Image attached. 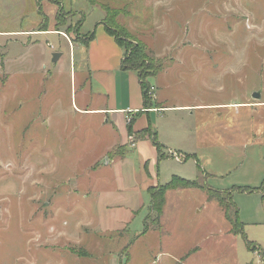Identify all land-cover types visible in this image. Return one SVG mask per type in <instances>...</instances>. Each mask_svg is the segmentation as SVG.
<instances>
[{"label":"rangeland","instance_id":"374dc122","mask_svg":"<svg viewBox=\"0 0 264 264\" xmlns=\"http://www.w3.org/2000/svg\"><path fill=\"white\" fill-rule=\"evenodd\" d=\"M6 1L8 15L40 18L39 0ZM63 3L58 30L75 47L105 22L107 8L119 15L110 26L153 52L162 65L154 101L165 107L152 116L154 129L185 161L167 151L170 160L150 157L145 168L133 152L103 164L110 136L61 133L100 123L77 109L86 49L71 50L58 36L31 49L15 43L4 52L6 72L0 60V264H264V250L256 248L259 258L243 236L228 235L230 224L202 193L169 196L158 226L148 193L174 175L232 193L252 241L249 221L264 191V0ZM55 54H63L59 62ZM248 188L263 191H242ZM254 234L264 246V227Z\"/></svg>","mask_w":264,"mask_h":264},{"label":"crops","instance_id":"0c3cea01","mask_svg":"<svg viewBox=\"0 0 264 264\" xmlns=\"http://www.w3.org/2000/svg\"><path fill=\"white\" fill-rule=\"evenodd\" d=\"M47 6H49V8H51L53 11L51 16L48 15ZM7 10V1L0 0V60L3 61L2 66L5 72L7 68H9L11 62L6 60V54L4 52L8 51L15 43L22 46L23 49H31L34 46L41 45L39 39H45V43H47L49 42L47 39L49 36H58L60 40L62 38H67L64 36L65 33L61 30H58L57 28L59 7L50 1H38L37 10L40 18L30 22L26 20L24 11L20 10L17 14L18 16L15 15V17H13L8 15ZM6 12L7 14H5ZM46 19L48 20V24L46 23L45 25ZM91 33L95 34V37L92 39V41H88L87 44H79L77 47L70 43L68 38L67 40L70 44L66 39L65 40L67 41V44L70 45L71 50H76L78 47H84L86 49L87 60H85V62L87 71L84 72V74L86 73L87 76H84L80 83V106L77 105V109L83 117L91 118L93 120L94 117H97V119L100 120V123L95 128V125H87L82 123L74 127L68 126L64 129H61V133H79L94 130L103 131L104 134L111 137V143L107 148L108 150L104 153L105 156L101 157L103 158L101 161L109 158L110 164L116 160H125L127 155L135 152L139 154L142 160H145V168H147L148 164H150V157L154 161H156V159L159 160V150L155 145V140H158L159 144L163 147V152L165 155L163 160H170L168 153L171 154V152H176L186 156L183 151L176 150L174 147L168 146L167 142L161 143L159 140L158 132H155L154 129V120L152 116L154 113L163 112L165 107H159L160 104L154 101L155 99L158 100V97L154 92L152 94V101L155 102L156 106L152 109L145 108L143 87H141L139 72L123 69L125 53L124 48L121 47L119 43H117L115 37L108 33L107 28H105V25L102 22H100L96 26V29ZM25 38L29 40L28 43L22 41V39ZM50 47L54 48L55 46L50 45ZM7 75L9 78L5 82H8L11 78L9 74ZM159 75L160 73L150 80L151 86L153 88L154 85L152 82L155 79H158ZM215 106L226 107L228 105L217 104ZM189 108H191V106L180 107V109ZM129 118L132 119L131 122L129 121ZM130 123H132L131 126ZM43 124L45 128L52 130L53 127H51V120H43ZM145 131H148L147 135L143 133ZM120 147L122 149H129L126 152L125 157L121 156L120 158H111L110 153L115 151L116 148ZM158 184H162L159 179H157V182H155L152 186L148 187V190L150 188H157ZM188 189H194V191L202 193L206 199L205 205H209L211 203L216 204L214 207H219L221 217L227 221L225 213L222 207L219 205V202L216 200H210V196L205 189ZM184 190L187 189H176L169 191L167 194L166 204L168 202L169 196L171 197L172 194H181ZM255 201H258L259 208L254 211L255 218L249 221V225H252L253 228H249L247 233L252 238V241H250L260 250H264V246L257 242L259 239H257L254 234L255 227H264V191L261 194H258L257 200ZM227 222L230 224L229 221ZM246 227L244 224L245 233ZM228 233V235L233 237L241 236L239 234L232 233L231 224L230 231ZM254 254L260 258L256 251Z\"/></svg>","mask_w":264,"mask_h":264},{"label":"trees","instance_id":"16d2710c","mask_svg":"<svg viewBox=\"0 0 264 264\" xmlns=\"http://www.w3.org/2000/svg\"><path fill=\"white\" fill-rule=\"evenodd\" d=\"M54 4L59 7V16H58V29L61 27V23L63 21V0H52ZM109 15L106 18L105 28H107L108 33H110L113 37H115L117 43L120 44L121 47L124 48V60H123V69L129 71L139 72L140 79H141V87H143V96H144V103L146 109H152V97L151 93L153 87L151 86L150 80L153 77H156L161 70V64H159L157 58L154 56L153 52H149L146 50L144 46L140 43H135L132 40H129L126 32H121L117 30L116 27L110 26L108 23V19L117 18L119 15L115 13L113 16L111 15L110 11L106 8ZM42 13V12H41ZM48 24V20H45V25ZM117 26V24L115 23ZM95 37V34H92L87 38L88 41H92ZM87 41V42H88ZM86 42V44H87ZM132 123H130L131 126ZM131 129V127H130ZM144 134H148V131L143 132ZM155 145L159 150V160L164 159V150L163 147L155 140ZM127 151H125L126 154ZM124 154V157H125ZM172 181L167 185H160L157 188H150L148 193H150L151 201H150V209L156 213L157 217L155 218L154 222H156V226L160 225V221L162 216L164 215L165 205L167 201V194L169 191L176 190V189H187V188H199L205 189L209 196L210 200H216L219 202V205L222 207L227 221L230 222L232 225V233L239 234L243 236V238L247 242V246L249 250L256 251L257 246H255L246 236L244 224L239 221V208L235 205L232 200V193L223 192L219 190H212L211 188H207L205 185H201L199 182L190 181L183 179L178 176H173ZM245 193H254V192H262L263 189H245L242 190ZM147 220V219H146ZM148 230V228H147Z\"/></svg>","mask_w":264,"mask_h":264},{"label":"built area","instance_id":"2783aa9c","mask_svg":"<svg viewBox=\"0 0 264 264\" xmlns=\"http://www.w3.org/2000/svg\"><path fill=\"white\" fill-rule=\"evenodd\" d=\"M154 89H155V87L153 88V90H152V93H151V96H152V94L154 93ZM131 118H129V121L131 122ZM171 154L175 157V159H176V161L177 162H180V163H184V161L185 160H183L182 158H184V155H181V154H178V153H176V152H171ZM170 154V155H171ZM183 156V157H182ZM261 264H263L262 262H261Z\"/></svg>","mask_w":264,"mask_h":264},{"label":"water","instance_id":"95a60500","mask_svg":"<svg viewBox=\"0 0 264 264\" xmlns=\"http://www.w3.org/2000/svg\"><path fill=\"white\" fill-rule=\"evenodd\" d=\"M61 57H62V54H55L54 55V61L59 62ZM103 164L108 166L110 164V159L107 158L106 160H104Z\"/></svg>","mask_w":264,"mask_h":264}]
</instances>
